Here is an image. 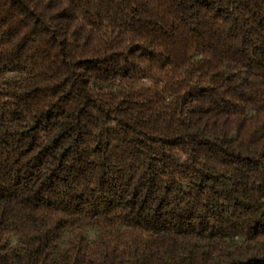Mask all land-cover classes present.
<instances>
[{"label":"trees","instance_id":"obj_1","mask_svg":"<svg viewBox=\"0 0 264 264\" xmlns=\"http://www.w3.org/2000/svg\"><path fill=\"white\" fill-rule=\"evenodd\" d=\"M0 264H264V0H0Z\"/></svg>","mask_w":264,"mask_h":264}]
</instances>
